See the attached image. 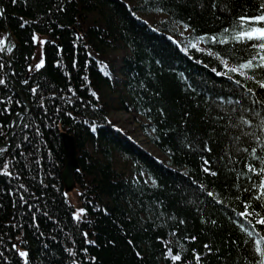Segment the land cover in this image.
I'll use <instances>...</instances> for the list:
<instances>
[{"label": "trees", "instance_id": "obj_1", "mask_svg": "<svg viewBox=\"0 0 264 264\" xmlns=\"http://www.w3.org/2000/svg\"><path fill=\"white\" fill-rule=\"evenodd\" d=\"M214 2L0 0V37L6 25L13 46L11 63L0 53V165L11 172L0 175V264H23L14 244L29 264H172L169 248L178 264H196L195 255L200 264L254 258L237 216L249 199L250 182L238 178L248 161L228 117L259 106L235 83L239 75H217L222 59L239 63L247 46L204 42L198 51L186 39L235 28L264 0ZM39 38L45 63L29 71ZM241 83L264 100V90ZM119 111L133 116L149 152L117 127ZM61 132L75 141L79 220L62 184ZM205 159L216 176L203 171Z\"/></svg>", "mask_w": 264, "mask_h": 264}, {"label": "snow or ice", "instance_id": "obj_2", "mask_svg": "<svg viewBox=\"0 0 264 264\" xmlns=\"http://www.w3.org/2000/svg\"><path fill=\"white\" fill-rule=\"evenodd\" d=\"M15 2V0H13ZM212 7L215 8L216 4L213 0ZM186 30H187V26ZM33 40L36 37L33 36ZM211 42L212 44L228 45V44H241L245 45L247 50V57L242 59L239 63L229 66L227 59H222V63L225 66L224 72H217V75H239L241 79H237L235 83L242 88H246V92L251 99L253 106L259 107H241L239 110L233 108L231 111L237 113L235 116H230L228 119L231 122V127L238 131V134L234 136L238 147L237 152L246 154V162L244 164V171L239 173L238 178L244 177L250 183L249 187L243 188V191L249 194V199L244 202V210L237 213L240 220L241 231L246 234L244 243L250 245V251L253 253V259L249 264H264V213L257 211L253 207L252 201H258L259 208L264 209V100L258 98V92L251 87H246L241 83V80L252 82L257 86L259 90H264V3H261L257 8V14L248 15L244 14L236 19V27H225L218 34L211 36H200L196 38V43L191 46L197 47V43ZM41 45L45 44V41H39ZM13 46L8 43V37H0V53L12 52ZM212 54V53H210ZM44 59L41 57L39 62L35 64L34 69L29 68V71H39L44 66ZM4 68V64L0 63V69ZM215 71V70H214ZM107 75V73H105ZM232 79V76H228ZM27 83V81H25ZM6 84V80L0 78V86ZM32 94H37V89H31ZM95 97L96 94L93 92ZM229 104L233 103L232 100L227 101ZM19 104V101H17ZM240 103V101H235ZM7 111V109H4ZM224 119V117H220ZM259 121L258 123L256 121ZM28 127V125H24ZM95 131V127H93ZM243 144L241 145V142ZM206 151H211L210 148L205 146ZM7 151L6 147H0V155ZM235 163V161H232ZM208 160H204L205 167L203 171L205 174L216 176L217 173L211 170ZM9 163H2L0 165V175L11 176L9 171ZM154 183V181H153ZM207 195L212 197L214 194L208 192ZM23 199V197H21ZM239 199V197H238ZM217 203L221 201L217 200ZM84 214V209H79L73 216L74 220H79ZM258 225L260 228L252 227L249 229L247 225ZM208 248V245H205ZM12 249L17 251L18 256L23 260V264H29V253L27 251L18 250L17 245H12ZM166 259H170L172 264H178L182 260L180 253H174L171 248L167 250ZM194 259L196 264H200L201 257L195 255Z\"/></svg>", "mask_w": 264, "mask_h": 264}, {"label": "water", "instance_id": "obj_3", "mask_svg": "<svg viewBox=\"0 0 264 264\" xmlns=\"http://www.w3.org/2000/svg\"><path fill=\"white\" fill-rule=\"evenodd\" d=\"M1 18H2L3 22L5 23V20H4L5 18H4V14H3L2 10H1ZM5 31L7 33V37H8V41H9L10 32H9L8 28L6 27V25H5ZM38 45H39V43H38ZM2 54H3V57L9 63H11V60L7 56L6 52H4ZM19 97L22 100L24 106L26 108H29V104L20 95H19ZM18 115H19V113H17L15 115V118ZM60 139L62 142L64 157H65V163H64V168H63L62 173H61V179H62V184L64 187V193H68L75 186L73 175L78 169V162H77V157H76V147H75L74 137L72 135H70L69 133L61 132L60 133ZM5 145H7V144H5Z\"/></svg>", "mask_w": 264, "mask_h": 264}, {"label": "rangeland", "instance_id": "obj_4", "mask_svg": "<svg viewBox=\"0 0 264 264\" xmlns=\"http://www.w3.org/2000/svg\"><path fill=\"white\" fill-rule=\"evenodd\" d=\"M150 19H152V20H160L161 16H152V17H150ZM183 30L178 28V31L181 32V34H179L181 39L189 35V32L185 28H183ZM39 39L41 41H43L42 38H39ZM186 42L189 43V45L191 46L193 43H196V39L195 38H188V39H186ZM41 47L42 46L39 43V45L35 49L33 66H35V64L38 63L40 58H41ZM195 49L198 50V51L205 50V48H204L202 43H197V47ZM116 113L119 114L121 112H116ZM126 115H128V114H125V116L123 118L125 119V125L129 129L130 133L133 136H136L135 138H137V137L141 138L140 133H139L140 130H139L138 123L134 120V118H133V116L131 114L129 115L130 117H128ZM133 128H134V131H132ZM141 144H144V143H141ZM144 147L148 148L146 145H144ZM150 151H151V149H150ZM150 153L153 154L158 159H161L159 154L156 153L154 150L151 151ZM65 197H66L67 203L72 207V216H74V214L79 209H83L82 205L78 201V188H74L71 191H69L68 193H65Z\"/></svg>", "mask_w": 264, "mask_h": 264}, {"label": "bare ground", "instance_id": "obj_5", "mask_svg": "<svg viewBox=\"0 0 264 264\" xmlns=\"http://www.w3.org/2000/svg\"><path fill=\"white\" fill-rule=\"evenodd\" d=\"M177 30H178V29H177ZM178 32H179V31H178ZM179 33H181V32H179ZM119 112H121V113H119V114H117V113H113V114L111 115L112 119L117 123V127H120V128L123 129L125 132L130 133L129 129H128L127 126L125 125V119L123 118V117L125 116V114H128V113L123 112V111H119ZM122 115H123V116H122ZM129 115H130V114H128V115H126V116L130 117ZM133 122H134V121H133ZM139 130H140V128H139ZM132 131H134V128L132 129ZM139 133H140L141 138H140V137L135 138L136 136H133L131 133H130V136H132V140H133V141L139 146V148H140L141 150H143V151L146 150L147 152H149L148 149H147L146 147H144V145L147 146L145 136L141 133V131H140ZM141 143H144V144H141ZM74 188H75V186H74ZM74 188H73V189H74Z\"/></svg>", "mask_w": 264, "mask_h": 264}]
</instances>
